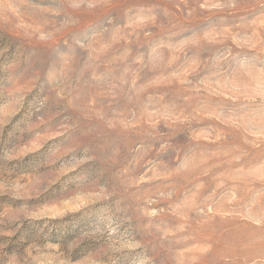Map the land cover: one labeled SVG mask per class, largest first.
I'll return each mask as SVG.
<instances>
[{"label":"rangeland","instance_id":"1","mask_svg":"<svg viewBox=\"0 0 264 264\" xmlns=\"http://www.w3.org/2000/svg\"><path fill=\"white\" fill-rule=\"evenodd\" d=\"M0 264H264V0H0Z\"/></svg>","mask_w":264,"mask_h":264}]
</instances>
